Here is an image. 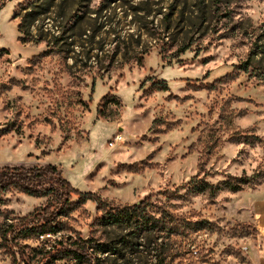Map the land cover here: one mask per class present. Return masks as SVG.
Wrapping results in <instances>:
<instances>
[{"label": "rangeland", "instance_id": "374dc122", "mask_svg": "<svg viewBox=\"0 0 264 264\" xmlns=\"http://www.w3.org/2000/svg\"><path fill=\"white\" fill-rule=\"evenodd\" d=\"M48 163L110 205L212 221L175 264H263L264 0H0V167ZM47 200L0 192V264H78L39 251L106 238L72 195L14 261L4 230Z\"/></svg>", "mask_w": 264, "mask_h": 264}, {"label": "trees", "instance_id": "16d2710c", "mask_svg": "<svg viewBox=\"0 0 264 264\" xmlns=\"http://www.w3.org/2000/svg\"><path fill=\"white\" fill-rule=\"evenodd\" d=\"M157 86L168 89L166 82H158ZM103 100H110V95ZM11 189L30 196L48 197L44 206L10 223L4 230L3 246L14 261L17 260L14 247L17 246L20 255H24L20 240L34 238L46 242L45 236H57L63 232L60 218L74 204L72 195L79 196L80 200L97 202L102 213L94 220L93 227L101 230L106 238L96 236V229L87 238L81 234L67 238L61 235L50 249L39 251L42 261L72 256L78 264H111L117 258L123 259L124 264H175L191 251L197 233L213 228L209 219L191 220L177 215L160 201H153L150 195L132 205H110L98 194L74 187L51 163L0 167V192ZM163 194L168 196L173 192L164 191ZM10 234L12 239L8 236ZM202 262L211 264L207 259Z\"/></svg>", "mask_w": 264, "mask_h": 264}, {"label": "crops", "instance_id": "0c3cea01", "mask_svg": "<svg viewBox=\"0 0 264 264\" xmlns=\"http://www.w3.org/2000/svg\"><path fill=\"white\" fill-rule=\"evenodd\" d=\"M259 208H260V212H261V214L262 215H264V203H261L260 205H259ZM264 237V236H263ZM264 264V263H263Z\"/></svg>", "mask_w": 264, "mask_h": 264}, {"label": "built area", "instance_id": "2783aa9c", "mask_svg": "<svg viewBox=\"0 0 264 264\" xmlns=\"http://www.w3.org/2000/svg\"><path fill=\"white\" fill-rule=\"evenodd\" d=\"M245 248H247V247H245Z\"/></svg>", "mask_w": 264, "mask_h": 264}]
</instances>
